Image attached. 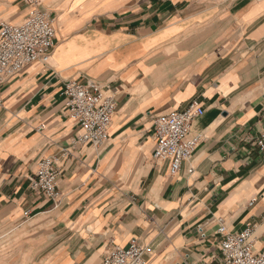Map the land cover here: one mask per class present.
<instances>
[{
    "label": "crops",
    "instance_id": "crops-1",
    "mask_svg": "<svg viewBox=\"0 0 264 264\" xmlns=\"http://www.w3.org/2000/svg\"><path fill=\"white\" fill-rule=\"evenodd\" d=\"M39 1V0H38ZM77 4V5H76ZM54 15L50 64L0 85V251L26 264H100L134 238L144 264H222L218 228L264 247V0H76ZM27 0H0L21 23ZM60 13V12H59ZM114 94L108 140H78L63 84ZM197 99L201 140L177 174L154 161V120ZM61 170L52 200L30 188L37 163ZM191 170V171H189Z\"/></svg>",
    "mask_w": 264,
    "mask_h": 264
},
{
    "label": "built area",
    "instance_id": "built-area-1",
    "mask_svg": "<svg viewBox=\"0 0 264 264\" xmlns=\"http://www.w3.org/2000/svg\"><path fill=\"white\" fill-rule=\"evenodd\" d=\"M27 1L33 5V9L21 23L0 21V85L28 64H50L52 61L54 17L40 7L38 0ZM63 95L68 112L81 130L78 140L93 146L106 142L108 127L116 110L115 97L110 89L102 87L92 78L68 79L63 84ZM202 114L199 101L193 99L185 108L162 113L155 118L152 159L168 162L170 174H177L181 164L192 158L201 135H191L190 125L194 117ZM255 145L264 158V129L255 139ZM60 175L55 158H42L37 163L30 188L54 200L60 195L57 186ZM218 232L222 236V264H264V247L254 249L250 227L234 232L221 225ZM144 253L142 245L133 238L127 247L110 246L100 264H144Z\"/></svg>",
    "mask_w": 264,
    "mask_h": 264
},
{
    "label": "rangeland",
    "instance_id": "rangeland-1",
    "mask_svg": "<svg viewBox=\"0 0 264 264\" xmlns=\"http://www.w3.org/2000/svg\"><path fill=\"white\" fill-rule=\"evenodd\" d=\"M75 1L76 0H39L40 7L51 13L53 17L56 14H64L73 9ZM0 264H26L25 255H7L4 253V250H2L0 251Z\"/></svg>",
    "mask_w": 264,
    "mask_h": 264
}]
</instances>
